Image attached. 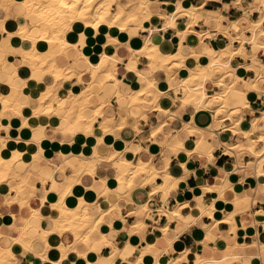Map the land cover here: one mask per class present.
I'll list each match as a JSON object with an SVG mask.
<instances>
[{
	"label": "crops",
	"instance_id": "0c3cea01",
	"mask_svg": "<svg viewBox=\"0 0 264 264\" xmlns=\"http://www.w3.org/2000/svg\"><path fill=\"white\" fill-rule=\"evenodd\" d=\"M111 1L112 9L117 4L130 8L133 3L132 0ZM148 1L152 17L142 27L131 25L125 32L110 30L115 51L105 47L107 38L103 27L93 46L87 48L89 53L94 52L91 61H96L103 52L123 60L110 70L119 85L112 88L108 82H101V77L106 75L103 71L95 79L78 81L73 78L68 87H61L56 94L62 100V106L68 108L71 105L70 95L88 84L98 83L101 87L90 99L94 103H99L108 89L109 96L103 98L107 101L106 112L112 119L110 132L106 130L103 133L100 124L96 123L94 134H77L71 131V122L63 117H41L32 120L33 126L44 127L45 140L41 144L21 137L20 129L25 118L32 116V110L38 105L47 85L52 84L51 77L42 69L32 70L19 65L22 47L18 38L10 37L7 31L27 22L34 36H38L39 20L35 15L27 16L21 0H0V51H7L4 57L0 52V132L3 136L7 132L10 140L36 148V157L26 150L16 162L17 177L0 184V248H7L26 221L33 218L30 204L37 206L46 199L41 214L57 215L50 205L59 200L64 186L60 174L55 182H51L50 178L61 172V168L63 176H75L83 160L97 163L95 173L80 174L79 186L71 193L76 198H82L85 204H90L89 213L95 220L101 221L99 229L91 236L90 245L75 242L73 238L67 242L66 245L75 246L81 256L73 249L65 257L57 250H49L47 259H43L37 256L36 250L41 248L34 241L31 250L24 247L14 250L17 260L12 264H154L155 261L158 262L155 264H196L201 259L231 260L232 264H264V177L258 178L256 168L249 169L245 164L248 161L258 163V158L246 151L233 156L230 154L231 147L240 143L246 146L254 143L257 148L264 145L259 141L264 134V95L251 96L250 106L244 109L241 118L240 114L233 117L234 120L240 118L239 121L233 123L230 118H223L220 122L215 118L217 103L212 109L196 110L192 105L182 104L177 97L182 93L181 89L170 86V79L180 81L196 68L199 63L197 55L210 56L213 48L226 49L230 44L228 35L240 37L242 29L245 36L250 35L248 21L259 19L260 12L256 7L261 0ZM179 3L183 9L194 11L195 22L191 29L194 32H187L191 19L186 13L175 21L174 27L162 29V16L170 13V5ZM152 28H159L160 31L151 34ZM81 31H84L83 27L75 25L68 34V40L75 42ZM86 35L92 34L86 31ZM238 40H234L233 48L239 47ZM150 43L158 46L163 55L179 54L183 58L159 68L150 64L145 52L133 53L135 50L144 51ZM243 48V55L232 63V73L239 77L241 88H244L242 78H255L260 63H264V49L260 46L245 44ZM249 51L252 53L248 56L246 52ZM55 61L60 67L72 65L77 72L84 74L88 73L90 66L79 50L72 47L57 55ZM130 61L136 62L135 69L128 68ZM149 79L155 80L154 84L161 93L158 100L148 98L132 104L128 96L146 86ZM231 80L230 75L227 81ZM207 90L219 91L220 87L208 83ZM3 94L11 100L12 107H22V114L13 108L4 111L1 102ZM2 113L6 120L1 118ZM228 126L232 132L225 130ZM244 132L250 134L249 139L243 135ZM176 138L183 141L182 147L174 146ZM115 147L117 158L113 161L104 159L115 151ZM184 153L187 155L185 161L181 160ZM243 154H248L251 159L247 155L242 159ZM42 158L43 162L40 161ZM124 158L133 163L138 159L148 163L158 173L157 177L143 186L142 176L133 188L118 183L117 170L126 171L129 168V165L122 164ZM234 162L237 168L231 170ZM165 173L174 178L173 187L167 193L152 194L154 186L163 183ZM21 178H25L26 183L17 193L14 188L19 186ZM225 182L232 189L227 190L224 199L207 189ZM246 191H249L251 199L249 207L227 221L229 215L235 212V206L230 201L233 195L241 196ZM15 196H24L25 204L11 202ZM104 203L105 208L102 209ZM211 209H215L216 219L208 213ZM140 223H144V228L135 230ZM27 234L36 239L39 231L31 228ZM63 239V235L54 234L49 237V242L54 247ZM98 243L103 246L95 252L96 257L91 260L83 258L88 248ZM147 248L156 252L155 257L143 254Z\"/></svg>",
	"mask_w": 264,
	"mask_h": 264
},
{
	"label": "bare ground",
	"instance_id": "6f19581e",
	"mask_svg": "<svg viewBox=\"0 0 264 264\" xmlns=\"http://www.w3.org/2000/svg\"><path fill=\"white\" fill-rule=\"evenodd\" d=\"M132 2L130 8H124L120 4H117L116 8L112 9L111 0H21V4L27 16L35 15L38 17L39 35L34 36L27 22L18 27L15 26L14 29H7L9 36L17 37L20 47H22V58L19 65L22 67L23 65L31 67L32 70H44L45 73L51 77L52 82L51 85H47V90L39 98L36 108L34 110L31 108L32 116L25 118L23 127L20 129L21 137L29 138L34 142L43 144L45 134L42 129L44 127L41 125L33 126L32 120L41 117L50 118L51 116L63 117L69 120V122H71V131L77 134H94L96 123L100 124L99 127L103 133L106 130L110 132L112 119L110 118V114L106 112V107H108L106 104L107 101L103 98L109 96L110 92L108 89L105 90L104 94L102 93L103 95L99 103H94L93 101L91 102L90 99L101 90V87L98 83L88 84L84 89L77 90L70 95L71 105L68 108L62 106V100L57 98L56 94L61 87H68L67 85L70 84L73 78H77L78 81L95 79L103 71H106V75L101 77V82H108V85L112 88H116L119 85L118 79L110 70L117 67L123 60L116 59L114 55L103 52L97 56L96 61H91L90 58L93 56L94 52L89 53L87 48L93 46L95 37L99 33L100 28L103 27L105 30V37L107 38L105 47L115 51L116 47L112 43L113 40L110 30L118 29L121 32H125L131 25L142 27L145 22L150 20L152 17V12L149 9L150 2L148 0H132ZM170 6V13H166L162 16L164 18L162 29L174 27L175 21L181 18L183 13H186L191 19L187 32H194V30H191L195 22L194 11L183 9L180 3ZM256 10L260 12V17L257 21H248L247 30H249L250 35L245 36V31L243 29L241 30L240 37L228 35L230 44L226 49L217 50L211 47L213 48V52L210 56L197 55L199 61L198 65L193 71H190L185 78L180 81L170 79V86L172 89L179 88L182 90V93L177 97L181 100L183 105H192L196 110H200L212 109L213 104L217 103V107L214 109L215 118L220 120V122H222L223 118H230L234 123L240 120L244 109L249 108L251 96L259 97L264 95V86L261 85V83L264 84V63H260L255 78H242V81H244V88H241L239 84V77L234 76V73H232L234 72L232 63L235 58L243 55L242 49H244L243 46L245 44L251 45L252 47L260 46V48L264 49V0H261ZM75 25L82 26L84 31L79 32L78 39L75 42H70L68 40V34L74 30ZM86 31H90L92 35H86ZM158 31H160L159 28L150 29L151 34ZM200 37L201 35H199V38ZM237 38L240 43L239 47L233 48V42ZM70 47L78 49L81 57L89 61L90 66L87 74L77 72L72 65L60 67L56 64L55 57L59 54H63ZM206 47L208 49L210 48L208 45H206ZM0 52L1 57L7 54L5 49H1ZM140 52H145L150 64L156 65L159 68L170 65L175 59L183 58L179 54L163 55L159 51L158 46L153 43L145 46L144 51H133L134 54ZM251 53V51L246 52V55L249 56ZM135 66L136 62L130 61L128 68L135 69ZM16 70L19 71V68L17 67ZM230 75L232 76V80L227 81V77ZM12 78L13 76L11 79ZM154 81L149 79L146 86L130 94V96H128L129 101L132 104L139 103L148 98L157 101L161 93L158 87L155 86ZM208 83L216 84L220 87V90L208 91ZM1 102L4 111L9 108H13L19 114L22 111L21 106H17V108L12 107L11 100L5 94L2 96ZM89 113L90 115H88ZM235 114H240V118L234 120L233 117ZM1 118L6 120L3 113L1 114ZM225 130L232 132L229 126L225 128ZM5 133L6 136H3L0 132V184L7 182L10 178L17 177L16 162L24 156L26 150H29V153L36 157V148L34 146L25 145L16 140H10L7 138V132ZM243 135L247 139L250 138L248 132H244ZM259 141L264 142V134L260 136ZM173 143L176 147L183 146V141L179 138H176ZM231 150L232 153L230 154L232 156L246 151L254 158H258V163L248 161L245 164L249 169L256 168V175L258 178L264 177V145L257 148L254 143L249 146L240 143L237 146H232ZM117 153V148L115 147V151L108 157L104 158L103 156L100 158L113 161L117 158ZM186 156L187 155L184 153L181 156V160H186ZM122 162V164L129 165V168L126 171L117 170L116 181L120 184H126L129 188L135 187L136 180L142 176L144 177L142 181V185L144 186L154 181L158 175L152 166L141 159L133 163L124 158ZM96 167V162L83 160L76 169L75 176H63V168H61V172L55 173V175L50 178L51 182H55L58 179L57 175L60 174L64 186L63 192L59 195V200L50 205L57 215L43 216L41 214L46 199H43L37 206H32L30 204L29 206L33 210V218L26 221L25 225L20 228L19 235L13 237L11 244L7 248H0V264L14 263L17 260L14 255V250L17 247H24L31 250V244L34 241L40 244L41 249L38 250L36 248V252L37 256L43 259H47V252L49 250H57L61 253L62 257H65L68 251L73 249L81 256L76 247L67 246V242L70 238H73L75 242L81 241L86 245H90L91 236L99 229L101 221L95 220L89 213L90 208L88 207L90 204H85L82 198H76L71 192L76 186H79L80 174H94ZM235 168H237V163L234 162L231 170ZM162 177L163 183L156 184L152 194L157 192L167 193L173 187L172 181H174V178L170 174L165 173ZM25 183V178H21L19 186L14 188L17 193L21 192ZM207 189L211 190L216 197L224 199L227 190H231L232 186L225 182L221 186ZM248 194L249 191H246V193L241 196L233 195L230 201L235 206V212L229 215L227 221L234 219L237 212L249 207L251 199ZM24 196L21 198L18 196L12 197L11 202L19 201L21 204H25ZM101 208H105V203ZM208 213L216 219L215 209H211ZM143 224H137L134 229L139 231L142 230L144 228ZM31 228L39 231V236L36 239L27 234ZM54 234L63 235L64 239L62 243L52 247L53 245L51 246L49 237ZM102 246V243L93 244L88 248L87 252L83 254V258L86 260L93 259L96 257L95 252H99ZM262 249H264V247H262ZM143 254H149L150 257H155L156 252L147 248L143 251ZM96 259L98 258H95V260ZM156 262L157 261H155V263ZM170 264L176 263L173 262ZM196 264H232V261L201 259L197 261Z\"/></svg>",
	"mask_w": 264,
	"mask_h": 264
},
{
	"label": "rangeland",
	"instance_id": "374dc122",
	"mask_svg": "<svg viewBox=\"0 0 264 264\" xmlns=\"http://www.w3.org/2000/svg\"><path fill=\"white\" fill-rule=\"evenodd\" d=\"M116 97H117V96H116ZM117 99H119V98L117 97ZM147 107H148V106H147ZM148 109H149V108H148ZM246 155L248 156V154H243V155H242V156H243L242 159H244V157H245ZM248 157H249L248 159H251L250 156H248ZM40 161L43 162V161H44L43 158H42ZM11 181H13V180H11ZM26 196L28 197L29 194L27 193Z\"/></svg>",
	"mask_w": 264,
	"mask_h": 264
}]
</instances>
